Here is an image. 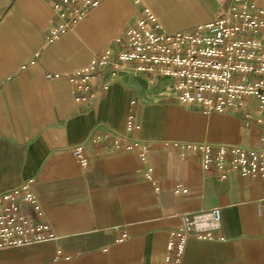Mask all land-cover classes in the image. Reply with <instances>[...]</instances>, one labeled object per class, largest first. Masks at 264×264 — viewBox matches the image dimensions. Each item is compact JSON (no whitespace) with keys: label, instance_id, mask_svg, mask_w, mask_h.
I'll list each match as a JSON object with an SVG mask.
<instances>
[{"label":"crops","instance_id":"obj_1","mask_svg":"<svg viewBox=\"0 0 264 264\" xmlns=\"http://www.w3.org/2000/svg\"><path fill=\"white\" fill-rule=\"evenodd\" d=\"M61 0H0V192L33 179L56 237L0 250V264H166L179 214L221 208L215 239L190 237L180 264H264V178L219 179L200 157H178L163 140L257 144L240 117L203 114L165 89L169 77L128 75L91 107L77 102L67 74L88 67L148 5L168 31L212 21L229 0H99L52 41ZM264 4V1H259ZM37 54V55H36ZM36 55L34 63L27 62ZM27 62L26 67L21 65ZM55 75H58L56 77ZM104 77V75H103ZM134 132L152 141L149 163L160 191L132 152L111 153L88 141L94 132ZM84 143L83 167L72 147ZM182 183L186 193H176ZM127 237L119 240L123 233Z\"/></svg>","mask_w":264,"mask_h":264},{"label":"built area","instance_id":"obj_2","mask_svg":"<svg viewBox=\"0 0 264 264\" xmlns=\"http://www.w3.org/2000/svg\"><path fill=\"white\" fill-rule=\"evenodd\" d=\"M259 1L264 0H229L226 10L212 21L175 31L164 29L151 7L144 5L116 39L118 49L108 48L88 67L65 75L75 100L91 107L114 81L128 75H149L150 81L169 77L173 80L165 88L169 96L203 114L215 111L240 117L243 128L257 130V144L183 140H163L161 144L170 146L181 158L188 153L198 155L203 170L219 179H227L231 173L264 178V4ZM98 2L56 3L58 23L46 40L56 39ZM36 55L27 62L34 63ZM140 127L130 115L125 134L96 131L88 141L106 146L111 153H135L144 178L160 191L148 160L154 143L134 133ZM72 151L83 167L88 166L84 143L74 145ZM32 184L33 179H27L0 192V250L56 237ZM174 191L186 193L188 188L177 183ZM261 205L264 233V199ZM178 216L179 223L166 246V264L181 263L190 237L223 238L214 233L221 227L219 206ZM127 236L124 232L119 240Z\"/></svg>","mask_w":264,"mask_h":264}]
</instances>
